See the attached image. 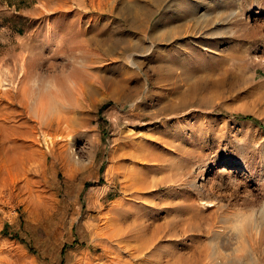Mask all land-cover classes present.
I'll use <instances>...</instances> for the list:
<instances>
[{
    "label": "rangeland",
    "instance_id": "374dc122",
    "mask_svg": "<svg viewBox=\"0 0 264 264\" xmlns=\"http://www.w3.org/2000/svg\"><path fill=\"white\" fill-rule=\"evenodd\" d=\"M135 12L150 22L117 16ZM208 12L204 26L192 19ZM191 40L210 59L194 93L187 72L169 75L202 63L188 58ZM70 56L90 67L79 107L61 130L19 139L32 155L22 168L0 159V264H100L124 223L131 234L147 225V264L198 256L213 239L221 249L224 220L264 201V0H0V129L29 119L27 77ZM250 244L230 264L254 252L264 264V237Z\"/></svg>",
    "mask_w": 264,
    "mask_h": 264
},
{
    "label": "bare ground",
    "instance_id": "6f19581e",
    "mask_svg": "<svg viewBox=\"0 0 264 264\" xmlns=\"http://www.w3.org/2000/svg\"><path fill=\"white\" fill-rule=\"evenodd\" d=\"M155 1L158 2V0H155ZM206 7H207V9H209L210 5H206ZM208 15H210L209 12L205 13L204 15H201V16L200 15L194 16V18H192V19H194V21L196 23H201L203 25L206 22H208V18H207ZM117 16L119 17V19L121 21L129 24L131 27H134V28H139L140 26L147 25V23L150 22V18H149V20L147 18L148 15L147 16L145 15L146 18L144 19V17L142 18L143 14L141 15V13H136V12L133 14L131 13L130 16H127V15L123 16L121 13H117ZM183 19L184 18L182 17L180 21H182ZM182 23H181L182 25L185 24L184 22H182ZM202 25H201V28H203ZM65 30L70 32V31H72V28L67 27V28H65ZM75 34H80V32L75 31ZM87 41L90 43H94L97 46L100 45V43H101L94 36L89 37L87 39ZM81 45L85 46L83 43H81ZM198 45H200L201 47H199ZM186 47H187L188 53H189L188 58L193 59V61L201 60L202 63H200L198 61V63H200V64H198V66L191 64V66H188L187 70H183V69H186L184 67H178V66L169 67L170 69L172 68V71L169 72V75H171V77H175L178 75H185L187 72L186 76H188V79H185L184 80L185 82H182V83L186 84L188 86L189 92L194 93L200 87L209 84L208 83L209 81H203V79H201L198 75H199V73L204 72L203 74H205V76H210V61H209L210 59L208 61H207V59L204 60L205 58L203 59V57H205L204 53L208 52V48L205 47V49H204V45L201 42L199 43L196 40H191V43L186 44ZM200 49L202 51H205V52H201ZM131 60H133V59H131ZM131 63L134 66L136 64L135 62H131ZM203 63L205 66L202 67ZM169 68H167V69H169ZM83 79H84V77H83ZM84 81H85L86 87L91 86V83L86 82L85 79H84ZM24 100L22 99L21 103H19V104H21V107L23 109L22 110L23 114L25 115V112H26V114H27L26 117H28L29 119H27L21 123H18L20 125L15 123L14 125L13 124H11V126L7 125V126L2 127L0 129V159L4 160L3 167H4V170L6 172H9L12 170H18V169L22 168L23 164L26 161L32 160V155L30 153L27 154V152L25 151V153L24 152L23 153H24V155L25 154H27V155L24 156L21 154L22 153V147H21V145L18 144V141L21 137H25V138L26 137H29V138L32 137L31 139L33 140V137L35 138V136H34L35 132H36V130H38V128L41 131H53V130L59 131L63 128V125H64L63 122L65 123L63 118L57 119V120L50 122V123H47V124H43V123L39 122L37 119L34 118V116L32 115V113L29 109L28 104L25 103ZM19 102H20V100H19ZM13 117H14V115H13ZM7 120L10 121V123H11V118H9V119L7 118ZM29 120L34 122V123L28 124L27 121L29 122ZM25 123H26V125H24ZM39 138H40V135H39ZM61 138H62V136L59 137L58 140H60ZM45 140L48 141L50 139L45 138ZM50 141H52V139ZM52 142H54V141H52ZM202 179H205V178H202ZM201 186H203V183L198 184V187H201ZM201 204L204 205V207L205 206H213L214 202L210 201V203H209V201L201 200ZM191 205H193V203H191L190 206ZM135 217L136 216H134V220H135ZM123 220H124V218H123ZM126 221H128V220H126ZM131 221L132 220H130V223H131ZM224 222L227 225L225 224L226 226L224 225L222 230H219V232L221 231L220 232L221 234L220 235L216 234L218 236L215 237V238H217V242L219 243L217 245H220L221 249H219L218 246L217 247L219 250L215 249L216 244L212 245V242L214 240L213 239L211 241V245H210L211 247L209 248L208 246H206L204 249H202V251L200 252V254L198 256H196L195 253L192 255L190 254L191 256H189L188 258L184 259V258L180 257V258H178V260H174L171 264H206V262L209 260L211 261V264H230L231 262L235 261L236 259H234V258L236 256V252L238 250L246 249V247H248L249 242L251 243L250 245H253L254 242L257 243L259 240H261L262 237H264L263 236L264 235V201L258 207H252L249 210V212H235V213L231 214L230 216H228L226 221L224 220ZM119 225H121V223ZM124 225L127 226L126 228H128V226H129V224H126V223H124L121 226L123 227ZM141 225H142V231H139L138 233L143 232L144 235H141L142 237L140 239L138 236L139 234L137 232L131 234L130 231L126 230V228H125L126 231H124L123 230L124 227L122 228L121 226H118V225H116L117 227H115V229L113 227L114 231L112 230L113 232H110L109 235H107L106 242L101 244V246H103L102 247L103 253L99 256V259L102 262V263L100 262V264H129V263H131V261L132 262L141 261V263H139V264H147L149 261L147 259V256L151 252L146 245L147 242L149 241L148 240L149 235L147 233L148 228H147V225H143L142 223H141ZM113 226H114V223H113ZM218 227H220V226H218ZM134 228H133V230H134ZM131 229H132V227H131ZM131 229H129V230H131ZM139 229H140V227H139ZM153 229H155V228H153ZM213 232L216 233L215 231H213ZM156 233H155V235H156ZM132 235H133V237H132ZM153 235L151 234V237ZM213 235H215V234H213ZM130 237L132 239L134 238V240H135V238L138 239L139 240L138 242H140V243L136 244V246H132L129 242V239H128ZM155 242H156V240H155ZM150 243L154 244V241H152ZM150 243H148V245H150ZM259 243H261V241ZM212 246H214V247H212ZM153 249H155V248H153ZM156 249L158 250L159 248H157V246H156ZM156 249L153 251L156 252L157 251ZM122 254H126V256L127 255L130 256L129 259H131V261L129 259L125 258ZM172 254H174V253H172ZM177 256H178V254H177ZM158 258H161V257H158ZM175 258H176V256H175ZM169 259H171V258H169ZM172 259H174V258H172ZM154 261H156V264H163V262L160 259L159 260L156 259Z\"/></svg>",
    "mask_w": 264,
    "mask_h": 264
},
{
    "label": "clouds",
    "instance_id": "9594fccd",
    "mask_svg": "<svg viewBox=\"0 0 264 264\" xmlns=\"http://www.w3.org/2000/svg\"><path fill=\"white\" fill-rule=\"evenodd\" d=\"M89 70L90 67L85 61L78 56H70L65 62V67L57 73L40 70L32 72L25 80L24 87L26 103L34 118L47 124L76 110L87 91L83 77ZM246 252L247 249L237 251V259L243 257ZM206 264H211V261ZM247 264H260L255 252Z\"/></svg>",
    "mask_w": 264,
    "mask_h": 264
}]
</instances>
